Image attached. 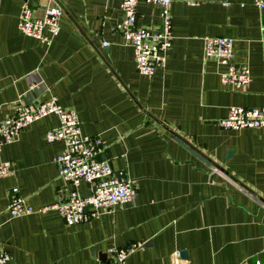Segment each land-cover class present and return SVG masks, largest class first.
<instances>
[{
	"label": "crops",
	"instance_id": "crops-1",
	"mask_svg": "<svg viewBox=\"0 0 264 264\" xmlns=\"http://www.w3.org/2000/svg\"><path fill=\"white\" fill-rule=\"evenodd\" d=\"M253 1L173 2L172 45L149 78L138 74L132 49L114 31L123 19L120 0H0V121L18 104L55 96L77 113L83 135L103 141L102 159L137 189L132 201L73 227L57 211L11 219L14 187L34 209L72 189L54 163L64 143L45 140L57 116L32 123L0 148V164H12L0 177V251L11 264H109L110 248L133 243L144 246L125 264H168L177 251L189 264H264V129L218 125L230 107H264L261 13ZM25 2L38 17L48 6L63 9L50 46L20 33ZM137 12L139 26L159 27V7L140 1ZM208 37L233 39L236 61L250 70L244 91L224 87L225 67L204 58ZM78 192L89 196L90 185L81 182Z\"/></svg>",
	"mask_w": 264,
	"mask_h": 264
},
{
	"label": "built area",
	"instance_id": "built-area-1",
	"mask_svg": "<svg viewBox=\"0 0 264 264\" xmlns=\"http://www.w3.org/2000/svg\"><path fill=\"white\" fill-rule=\"evenodd\" d=\"M142 1L161 9V23L157 28L142 27L137 24V6ZM176 0H120L123 13L122 21L116 25L123 44L133 51L138 74L151 78L166 63V55L171 48L172 18L170 6ZM253 5L260 11V40L264 43V1L254 0ZM63 9L59 5L48 6L42 16H35L27 2L20 7L18 29L21 34L31 37L39 43L50 46L60 31V19ZM108 46V43H103ZM204 58L214 60L225 67L220 75L221 83L231 91H244L251 82L250 70L246 63H238L233 50V39L208 37L204 43ZM35 84V83H34ZM56 115L58 127L48 130L45 140L48 143L63 142L65 150L54 159L58 177L68 183L72 189L66 197L46 207L34 209L14 187L10 191L6 212L12 219L39 212L57 211L68 227L89 222L100 215L101 209L125 204L136 197V181L123 174H116L109 161L102 159L105 151L103 141L96 136L83 135L80 131L77 113L73 109L63 108L55 96L31 103L18 104L13 115L0 121V148L16 141L20 132L32 123ZM225 130L264 129V107H230L227 116L218 121ZM12 164H0V177L10 173ZM213 170L217 169L213 167ZM81 182L90 185L91 193L82 197L78 192ZM143 243H133L125 247L110 248L109 264H125L126 259L143 247ZM0 264H11L6 251H0ZM168 264H189L180 252L171 256ZM259 264V263H257Z\"/></svg>",
	"mask_w": 264,
	"mask_h": 264
},
{
	"label": "water",
	"instance_id": "water-1",
	"mask_svg": "<svg viewBox=\"0 0 264 264\" xmlns=\"http://www.w3.org/2000/svg\"><path fill=\"white\" fill-rule=\"evenodd\" d=\"M150 116V115H149ZM151 117V116H150ZM152 118V117H151ZM153 120H155V122L156 123H158L160 126H162L164 129H166L167 131H169V132H171L174 136H177L178 137V135H176L175 133H173L172 131H170V129L164 124V123H162V122H160V121H158V120H156L155 118H152ZM187 143V142H186ZM188 144V143H187ZM217 169L219 170V171H221L224 175H226V173H225V171L223 170V169H220V168H218L217 167ZM182 255V254H181ZM184 258V257H183ZM108 264V263H107Z\"/></svg>",
	"mask_w": 264,
	"mask_h": 264
}]
</instances>
